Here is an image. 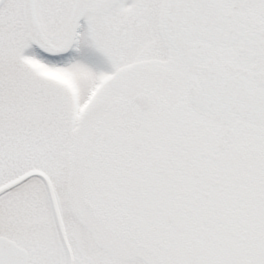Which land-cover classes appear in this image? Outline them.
Instances as JSON below:
<instances>
[{
  "label": "snow or ice",
  "instance_id": "6c2138e0",
  "mask_svg": "<svg viewBox=\"0 0 264 264\" xmlns=\"http://www.w3.org/2000/svg\"><path fill=\"white\" fill-rule=\"evenodd\" d=\"M0 264H264V0H0Z\"/></svg>",
  "mask_w": 264,
  "mask_h": 264
}]
</instances>
